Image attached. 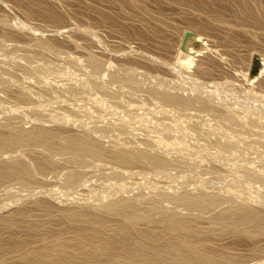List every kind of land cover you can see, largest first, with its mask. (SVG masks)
I'll return each mask as SVG.
<instances>
[{
  "label": "rangeland",
  "instance_id": "rangeland-1",
  "mask_svg": "<svg viewBox=\"0 0 264 264\" xmlns=\"http://www.w3.org/2000/svg\"><path fill=\"white\" fill-rule=\"evenodd\" d=\"M0 45V135L59 133L56 144L0 152V264H25L80 232L88 248L100 245L122 222L102 204L125 198L146 213L136 229L161 234L160 244L158 220L177 212L194 216L193 243L217 264H264L257 220L217 226L240 206L264 217V0H0ZM161 90L208 107L169 106ZM86 134L105 156L53 150ZM120 150L160 154L168 165L121 163L112 158ZM16 160L31 167L25 182L10 171ZM187 193L223 199L204 213L168 199Z\"/></svg>",
  "mask_w": 264,
  "mask_h": 264
},
{
  "label": "bare ground",
  "instance_id": "bare-ground-1",
  "mask_svg": "<svg viewBox=\"0 0 264 264\" xmlns=\"http://www.w3.org/2000/svg\"><path fill=\"white\" fill-rule=\"evenodd\" d=\"M47 43V42H46ZM44 45V44H43ZM1 46V45H0ZM38 46V45H37ZM47 46V44H45ZM44 46V47H45ZM48 48V47H47ZM42 49V48H41ZM24 50V49H23ZM49 50V49H48ZM42 52V51H41ZM30 53V52H29ZM43 54V53H42ZM41 55V53H40ZM48 55V54H47ZM89 55V54H88ZM94 55V54H93ZM91 55V56H93ZM255 55V54H254ZM36 57V56H35ZM13 58V57H12ZM42 58V57H41ZM45 58V56H44ZM95 58V55H94ZM29 59V58H28ZM35 59V58H34ZM37 59V58H36ZM92 59V58H91ZM90 59V60H91ZM151 60V59H150ZM14 61V60H13ZM93 61V60H92ZM155 61V60H154ZM153 62V61H152ZM15 63V62H14ZM17 63V62H16ZM103 63V62H102ZM22 64V63H21ZM92 67L95 70H99L100 68V62L97 60H94L92 63ZM25 65V64H24ZM122 65V64H121ZM123 66V65H122ZM39 67V66H38ZM22 68V67H21ZM56 68V67H55ZM88 68V67H87ZM27 69V67H26ZM40 69V68H39ZM72 69V68H71ZM103 69V68H102ZM135 69V68H134ZM31 70V69H30ZM118 70V69H117ZM101 70L97 71L100 72ZM125 71V70H124ZM136 71V70H135ZM96 72V73H97ZM126 72V71H125ZM73 73V72H72ZM71 73V74H72ZM95 73V74H96ZM113 73V72H112ZM117 73V71H116ZM131 73V72H130ZM1 75V74H0ZM111 76V75H110ZM113 76V75H112ZM125 76V75H124ZM128 76V75H127ZM85 77V76H84ZM118 77V76H117ZM121 77V75H120ZM126 77V76H125ZM146 77V76H145ZM96 78V77H95ZM178 78V77H177ZM182 78V77H181ZM191 79V78H190ZM194 79V78H193ZM75 80V79H74ZM152 81V80H151ZM96 82V81H95ZM131 82V80H130ZM198 82V81H197ZM226 82V81H225ZM83 83V82H82ZM94 83V81H93ZM113 83V82H112ZM182 84V83H181ZM199 84V83H198ZM206 84V83H205ZM227 84V83H226ZM231 85V84H230ZM83 86V85H81ZM191 87V86H190ZM44 88H47L44 87ZM125 88V87H124ZM136 89V88H135ZM207 89V88H206ZM50 90V89H48ZM244 90V89H243ZM2 91V90H1ZM4 91V90H3ZM83 92V91H82ZM159 92V91H158ZM162 92V90H161ZM249 92V91H248ZM61 94V93H60ZM159 95V93H157ZM156 94V95H157ZM161 94V93H160ZM224 94V93H223ZM25 95V94H24ZM28 95V94H27ZM34 95V94H33ZM75 95V94H74ZM157 95V96H158ZM250 95V93H249ZM253 95V94H252ZM31 96V95H30ZM181 95H175L170 92H162L159 99H162L164 104H168L169 106H181L185 109H191L194 107H199L200 109H204L207 106V102L197 100L198 97H188V98H182ZM22 97V96H21ZM29 97V96H28ZM223 97V96H222ZM252 96H250L251 98ZM258 97V96H257ZM89 99V98H88ZM92 99V98H91ZM99 99V98H98ZM135 99V98H134ZM217 99V98H216ZM203 100V99H202ZM48 101V100H47ZM199 101V102H198ZM123 102V101H122ZM107 103V102H106ZM52 105V104H51ZM212 105V104H211ZM98 106V105H97ZM224 106V105H222ZM238 106V105H237ZM210 107V106H209ZM213 107V106H212ZM35 108V107H34ZM38 108V107H37ZM66 108V107H65ZM166 109V108H165ZM198 109V108H197ZM208 109V108H207ZM227 109V108H226ZM225 110V109H224ZM168 111V110H167ZM225 113L224 111H222ZM234 112V111H233ZM76 113V112H75ZM90 113V112H89ZM204 113V112H203ZM230 113V112H229ZM250 113V112H249ZM161 114V113H160ZM221 114V113H220ZM227 114V113H226ZM233 114V113H232ZM78 115V114H77ZM162 115V114H161ZM237 115V114H236ZM232 116V115H231ZM234 116V114H233ZM216 117V116H215ZM229 117V116H228ZM240 117V116H239ZM214 118V117H213ZM89 119V118H88ZM231 119V117H230ZM258 119V118H257ZM234 121V120H233ZM240 121V120H239ZM250 121V120H249ZM194 122V121H193ZM252 123V122H251ZM220 124V123H219ZM124 125V124H123ZM198 125V124H197ZM217 125V124H216ZM242 126V125H241ZM110 127V126H109ZM238 127V126H237ZM236 127V128H237ZM22 129V128H19ZM113 129V128H112ZM119 129V128H118ZM126 129V128H125ZM234 129V128H233ZM251 129V128H250ZM204 130V129H203ZM225 130V129H224ZM228 131V130H227ZM245 131V130H244ZM94 132V131H93ZM124 132V131H123ZM131 132V131H130ZM261 132V130H260ZM101 133V132H100ZM222 133V132H221ZM135 134V133H133ZM227 134V133H226ZM264 134V133H263ZM125 135V134H124ZM213 135V134H212ZM238 135V134H237ZM228 136V135H227ZM243 136V134H242ZM127 137V136H126ZM57 138V139H56ZM59 138V133L54 132L53 130H46L40 127H35L30 130H19L16 133L12 135H0V152L7 149H12L14 147L22 146L23 144H27L28 142L31 144L34 142H44V146L51 144L52 141L56 144V140ZM134 138V137H133ZM167 138V137H166ZM55 139V140H54ZM94 139V138H93ZM118 139V138H117ZM221 139V138H220ZM245 139V138H244ZM99 140V139H98ZM117 141V140H116ZM126 141V140H125ZM127 142V141H126ZM34 143L32 144L34 146ZM38 143V144H39ZM46 143V145H45ZM162 143V142H161ZM169 143V142H168ZM30 144V145H31ZM41 144V143H40ZM102 144V143H101ZM99 144L96 140L93 141L90 137L86 135H76L71 136L68 138V141L62 146H59L58 149L57 145L52 144L55 149L63 153H70L77 157H79L82 154H90L97 158H101L105 156L106 147H102V145ZM37 145V143H36ZM125 145V144H124ZM127 145V144H126ZM136 145V144H135ZM27 146V145H26ZM40 147V145H37ZM43 146V147H44ZM228 146V145H227ZM247 146V145H246ZM51 147V148H52ZM62 147V148H61ZM114 147V146H113ZM123 147V146H122ZM50 148V151H51ZM152 148V147H151ZM118 149V148H117ZM124 149V148H123ZM46 150V149H45ZM49 150V148H48ZM52 150V153L54 154V151ZM62 150V151H61ZM145 150V149H144ZM9 151V150H8ZM135 151V150H134ZM159 151V150H158ZM7 152V151H6ZM47 152V151H46ZM45 152V153H46ZM57 153V151H55ZM112 153V152H111ZM134 153V152H133ZM131 153V151H117L112 155V158L114 160L120 161L121 163H128L131 162L135 163H150L153 166H160L165 167L168 165L167 159L161 156L160 154H153L147 151H138L137 154ZM59 154V153H57ZM60 155H62L60 153ZM66 155V154H64ZM87 155V156H88ZM179 155V153H178ZM235 155V154H234ZM262 155V154H261ZM51 156V155H50ZM58 156V155H57ZM63 156V155H62ZM67 156V155H66ZM12 157V156H11ZM83 157V155H82ZM64 158V157H63ZM66 158V157H65ZM85 158V157H84ZM189 158V157H188ZM83 159V158H82ZM182 159V158H180ZM244 159V158H243ZM69 160V159H68ZM82 161V160H81ZM187 162V161H186ZM188 163V162H187ZM185 163V164H187ZM86 164V163H84ZM174 164V163H173ZM194 164V163H193ZM12 165V164H9ZM14 166L11 168L12 174L15 173L19 175L21 178V181L25 182V178L31 175V167L25 163L18 162L17 160L14 161ZM171 165V163H170ZM175 165V164H174ZM179 165V164H178ZM182 166V165H181ZM190 166V165H188ZM187 166V167H188ZM194 166V165H193ZM10 167V166H8ZM104 167V166H103ZM172 167V166H171ZM191 168V167H190ZM5 169V167H3ZM33 169V168H32ZM188 169V168H187ZM7 170V169H5ZM172 170V169H171ZM184 170V169H183ZM232 170V169H231ZM242 170V169H241ZM248 170V169H247ZM256 170V169H255ZM4 171V170H3ZM0 170V177L3 178V172ZM104 171V170H103ZM107 171V170H106ZM110 171V170H109ZM116 171V170H115ZM188 171V170H187ZM7 172V171H6ZM181 172V171H180ZM239 172V171H238ZM105 173V172H104ZM112 173V172H111ZM121 173V172H120ZM124 173V172H123ZM236 173V172H235ZM245 173V172H244ZM10 174V173H8ZM33 174V173H32ZM237 174V173H236ZM182 176V175H181ZM25 177V178H24ZM27 177V178H28ZM33 177V176H32ZM77 176H72L73 181L76 179ZM241 177V176H240ZM254 177V176H253ZM263 177V176H262ZM260 177V178H262ZM24 178V179H23ZM71 178V177H70ZM79 178V176H78ZM190 178V177H189ZM237 178V177H236ZM243 178V177H242ZM247 178V177H246ZM23 179V180H22ZM28 180V179H27ZM29 181V180H28ZM70 181H72L70 179ZM77 181V180H76ZM75 182V181H74ZM27 183V182H26ZM77 183V182H76ZM263 184V183H262ZM66 185V184H65ZM218 185V184H217ZM235 185V184H234ZM81 186V185H80ZM67 187V186H66ZM235 187V186H234ZM243 188V187H242ZM178 189V188H177ZM197 189V188H196ZM224 189V188H223ZM198 190V189H197ZM238 190V189H237ZM200 191V190H199ZM202 191V190H201ZM107 192V191H106ZM167 192V191H165ZM220 192V191H219ZM112 193V192H111ZM160 193V192H159ZM164 194V192H163ZM174 194V193H173ZM171 194L168 199L172 200L174 203H180L189 208V210H199L202 213L208 211L209 209H214L215 206L220 204L221 200L223 198H220L218 195H212L209 193H202L198 195H191L187 193L188 195H174ZM139 196V195H138ZM157 197V196H156ZM116 198V196H115ZM158 198V197H157ZM167 198V197H166ZM114 200V199H113ZM132 200V199H131ZM128 199H119L112 201L108 204H102L101 209H105L107 211L111 210L114 212V215L119 216L122 218V222L117 227H115V234H113L112 237H107L104 240L102 239L101 244L94 247V248H88L86 245V242L84 238L79 235L82 234L80 231L78 236L74 238L72 242L69 241H62L61 243H58L57 245H48L43 246L44 248L38 253V256H36V253H33L35 258L27 256L26 254V260L27 264H217V259L213 257V255L208 254L207 252H204V250H200L196 245L193 243V239L196 237L197 232L199 231L195 225L194 222L197 221L193 219V217L188 216L183 218H178V213L171 212V214H167L168 216L158 220V223L162 224L163 227H165L166 232L165 238L163 244L159 243L160 239L162 238L158 233L154 231H140L139 229H136L135 225L137 222L142 221L146 218V213L144 214L141 212L135 205V203ZM150 200V199H149ZM156 200V199H155ZM240 200V199H239ZM105 201V200H104ZM160 201V200H159ZM163 201V200H162ZM225 201V200H224ZM161 202V201H160ZM159 202V203H160ZM104 203V202H103ZM156 203V202H155ZM170 203V201H169ZM93 204V203H92ZM156 205V204H155ZM223 205V204H222ZM91 206V205H90ZM234 206V205H233ZM158 207V206H157ZM214 207V208H213ZM145 208V207H144ZM174 208V207H173ZM186 208V209H187ZM147 209V208H146ZM146 209H142L143 211H147ZM104 210V211H105ZM163 210V209H162ZM169 210V209H168ZM73 211V210H72ZM175 211V210H174ZM82 212V211H81ZM151 212V211H150ZM190 212V211H189ZM200 212V213H201ZM209 212V211H208ZM110 213V212H109ZM170 213V212H169ZM87 214V213H86ZM152 214V213H151ZM150 214V215H151ZM166 214V213H165ZM181 214V213H180ZM184 214V213H183ZM199 214V213H198ZM81 215V214H80ZM83 215V214H82ZM98 215V214H97ZM100 215V214H99ZM190 215V214H189ZM200 215V214H199ZM77 216V215H76ZM79 216V215H78ZM84 216V215H83ZM86 216V215H85ZM104 216V215H103ZM161 216V215H160ZM180 216V215H179ZM102 216L98 218L96 216L95 224H97L98 228L96 231L94 230L93 237L97 238L99 237V229H102V225L105 221L101 218ZM109 217V216H108ZM152 218V215L149 216ZM260 216V213L257 211V209H253L250 207L240 206L239 208L235 209H227L223 213H221L220 217L218 218V224L217 226H220L221 228L227 220L231 221L232 224H237V228L235 230H238V227L242 226L241 230L243 229V225H241V221L243 222H250L257 220L256 223L254 221L252 223L257 224L258 228L257 230H260V232L264 233V217ZM72 218V216H71ZM106 218V217H105ZM190 218V219H189ZM148 219V218H147ZM154 218H152L153 220ZM197 219V218H195ZM200 219V218H199ZM206 219V218H205ZM121 220V219H120ZM12 221V220H10ZM147 221V220H146ZM86 222V221H85ZM114 222V221H113ZM145 222V221H144ZM143 222V223H144ZM230 222V223H231ZM14 223V220L12 224ZM83 223V222H82ZM142 223V222H141ZM197 223V222H195ZM240 223V224H239ZM105 224V223H104ZM153 224V223H150ZM250 224V223H249ZM248 224V225H249ZM83 225V224H82ZM137 225V224H136ZM239 225V226H238ZM109 226V225H108ZM142 226V225H141ZM160 226V225H159ZM110 227V226H109ZM225 227V226H224ZM231 229L230 226H226ZM239 227V229H240ZM247 227V226H246ZM249 227V226H248ZM34 228V227H33ZM106 228V227H105ZM251 228V227H250ZM254 228V226H253ZM104 229V228H103ZM234 230V228L232 227ZM91 230V229H90ZM93 230V229H92ZM109 230V229H107ZM198 230V231H197ZM250 230V229H249ZM248 230V231H249ZM102 231V230H101ZM240 231V230H239ZM46 232V231H45ZM103 232V231H102ZM39 233V232H38ZM84 233V232H83ZM104 233V232H103ZM102 233V234H103ZM171 233H176V235ZM249 233V232H248ZM251 233V231H250ZM106 234V233H105ZM49 235V233H48ZM51 235V234H50ZM87 235V234H86ZM91 235V232L90 234ZM110 235V234H109ZM108 235V236H109ZM198 235V234H197ZM92 236V235H91ZM90 236V238H91ZM106 236V235H105ZM43 238H47V233L43 235ZM87 238H89L87 236ZM100 238V237H99ZM98 238V239H99ZM102 238V237H101ZM94 239V238H92ZM47 241L49 239H46ZM65 240V239H64ZM68 240V239H67ZM96 240V239H95ZM42 241V240H41ZM56 241V240H55ZM100 241V239H99ZM161 241V242H162ZM51 242V240H50ZM72 243L74 245V250L71 254H66V248L71 245ZM99 244V243H98ZM97 245V244H95ZM3 246V245H2ZM72 246V245H71ZM70 248V247H69ZM32 250V249H31ZM69 250V249H68ZM23 251V250H22ZM38 251V250H37ZM36 251V252H37ZM28 252V251H27ZM30 252V250H29ZM35 252V250L33 251ZM31 253V252H30ZM36 254V255H35ZM29 255V254H28ZM32 255V254H31ZM32 255V256H33ZM219 260V259H218ZM2 261V260H1ZM0 261V262H1ZM220 262V261H219ZM25 263V264H26Z\"/></svg>",
  "mask_w": 264,
  "mask_h": 264
}]
</instances>
